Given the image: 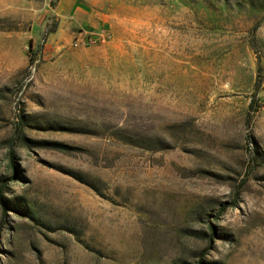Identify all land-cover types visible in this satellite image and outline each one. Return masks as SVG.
<instances>
[{"label":"rangeland","instance_id":"374dc122","mask_svg":"<svg viewBox=\"0 0 264 264\" xmlns=\"http://www.w3.org/2000/svg\"><path fill=\"white\" fill-rule=\"evenodd\" d=\"M61 1L0 0V264H264V0Z\"/></svg>","mask_w":264,"mask_h":264},{"label":"crops","instance_id":"0c3cea01","mask_svg":"<svg viewBox=\"0 0 264 264\" xmlns=\"http://www.w3.org/2000/svg\"><path fill=\"white\" fill-rule=\"evenodd\" d=\"M59 6L60 15L67 18V21H64V24L70 25L72 22L78 23L77 25L80 26L81 29L80 35H85L93 40L98 38L105 31L102 28L103 23L96 14L84 12L75 2L62 0Z\"/></svg>","mask_w":264,"mask_h":264},{"label":"trees","instance_id":"16d2710c","mask_svg":"<svg viewBox=\"0 0 264 264\" xmlns=\"http://www.w3.org/2000/svg\"><path fill=\"white\" fill-rule=\"evenodd\" d=\"M57 2H58V0H52V5L55 6ZM48 33H49V32H48ZM251 107H253V104L251 105ZM14 155H15V154L13 153V158H15ZM14 161H15V160H14ZM15 166H16V165H15ZM16 168H17V166H16ZM3 188H4V185L1 184V185H0V195H1V192L3 191Z\"/></svg>","mask_w":264,"mask_h":264},{"label":"built area","instance_id":"2783aa9c","mask_svg":"<svg viewBox=\"0 0 264 264\" xmlns=\"http://www.w3.org/2000/svg\"><path fill=\"white\" fill-rule=\"evenodd\" d=\"M81 41H84V38L82 37Z\"/></svg>","mask_w":264,"mask_h":264}]
</instances>
